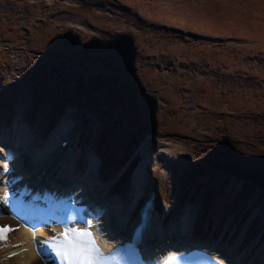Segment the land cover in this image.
<instances>
[{
	"label": "bare ground",
	"instance_id": "6f19581e",
	"mask_svg": "<svg viewBox=\"0 0 264 264\" xmlns=\"http://www.w3.org/2000/svg\"><path fill=\"white\" fill-rule=\"evenodd\" d=\"M0 41L7 58L14 61L21 47L29 55L26 60L41 62L43 70L31 74L26 94L8 98L17 110L0 106V131L3 126L9 130L15 111L26 109L25 115L18 112L22 119L15 128L29 123L32 134L27 136L35 137V145L38 139L55 140L50 130L63 118L79 123L80 138L88 136L100 157L97 165V155L83 152L76 163L81 176L91 178L98 168L93 175L98 180L111 173V160L135 156L134 167L137 154L146 156L145 172L133 176L146 192L155 193L163 224L179 201L195 193L198 200L212 197L216 207H230L224 224L231 238L247 239L258 230L257 237L263 234L264 182L256 180L264 181V168L217 169L189 147L227 140L264 152V0H0ZM175 138L184 146L174 144ZM30 148L21 150L22 167L30 173L46 169L50 174L62 159L54 164L51 158L35 159ZM0 171L6 172L2 166ZM119 173V168L111 173L117 179L114 188H102L96 200L108 203L103 218L114 233L127 223L131 206V182ZM4 213L0 223L13 219ZM250 219L256 225L249 234L244 229ZM12 237L0 248V264H46L30 231L21 227ZM170 244L167 239L160 247ZM12 253L17 255L8 258ZM249 260L263 264L260 257Z\"/></svg>",
	"mask_w": 264,
	"mask_h": 264
},
{
	"label": "rangeland",
	"instance_id": "374dc122",
	"mask_svg": "<svg viewBox=\"0 0 264 264\" xmlns=\"http://www.w3.org/2000/svg\"><path fill=\"white\" fill-rule=\"evenodd\" d=\"M177 93V92H176ZM133 133V132H132ZM142 137V136H140ZM210 140V139H209ZM174 144L176 145H183L182 141L179 138L174 139ZM148 142V141H147ZM146 142V143H147ZM218 143L221 144L220 149H218ZM199 142H192V149L189 147L190 151L194 150V156L199 158L200 160H204L208 163H210L212 166L214 165L217 169L218 168H230L232 171H234V166L237 168H243V167H250L251 170L256 169L257 172H259L260 169L264 168V152L263 151H257L254 147L251 145H243L241 143H236L232 141H223L221 142H214L210 143V141H201L200 144L204 145L206 147V151L203 149L204 146H199ZM184 146V145H183ZM186 147L189 146V144H185ZM157 148V147H156ZM196 148H200L201 150H198ZM196 150V151H195ZM262 167V168H258ZM233 173V172H232ZM240 175L246 176V173H242L241 170L237 171ZM214 177L207 176V180L213 179ZM226 183L231 184L227 181ZM256 182H264L262 180H256ZM251 190L254 192L255 188L250 187ZM251 194H245V196L249 197ZM179 201V200H178ZM180 203L183 202V200L179 201Z\"/></svg>",
	"mask_w": 264,
	"mask_h": 264
},
{
	"label": "snow or ice",
	"instance_id": "6c2138e0",
	"mask_svg": "<svg viewBox=\"0 0 264 264\" xmlns=\"http://www.w3.org/2000/svg\"><path fill=\"white\" fill-rule=\"evenodd\" d=\"M88 226H91V222ZM6 230L13 229L0 227V242L5 239ZM92 244L90 234L76 233L66 229L64 237L55 239L54 243L46 247L38 243V250L42 253L51 251V254L56 257V264H93L96 258L93 253H98V249H95Z\"/></svg>",
	"mask_w": 264,
	"mask_h": 264
},
{
	"label": "clouds",
	"instance_id": "9594fccd",
	"mask_svg": "<svg viewBox=\"0 0 264 264\" xmlns=\"http://www.w3.org/2000/svg\"><path fill=\"white\" fill-rule=\"evenodd\" d=\"M171 255H175V254H171Z\"/></svg>",
	"mask_w": 264,
	"mask_h": 264
},
{
	"label": "water",
	"instance_id": "95a60500",
	"mask_svg": "<svg viewBox=\"0 0 264 264\" xmlns=\"http://www.w3.org/2000/svg\"><path fill=\"white\" fill-rule=\"evenodd\" d=\"M248 248H251V247H248Z\"/></svg>",
	"mask_w": 264,
	"mask_h": 264
}]
</instances>
